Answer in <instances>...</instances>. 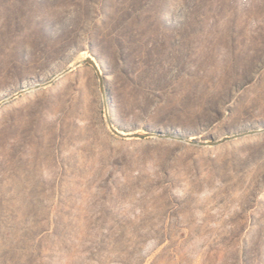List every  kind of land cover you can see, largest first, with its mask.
I'll use <instances>...</instances> for the list:
<instances>
[{
    "label": "rangeland",
    "instance_id": "obj_1",
    "mask_svg": "<svg viewBox=\"0 0 264 264\" xmlns=\"http://www.w3.org/2000/svg\"><path fill=\"white\" fill-rule=\"evenodd\" d=\"M5 90L0 264H264V0H0Z\"/></svg>",
    "mask_w": 264,
    "mask_h": 264
},
{
    "label": "water",
    "instance_id": "obj_2",
    "mask_svg": "<svg viewBox=\"0 0 264 264\" xmlns=\"http://www.w3.org/2000/svg\"><path fill=\"white\" fill-rule=\"evenodd\" d=\"M80 64H90V65L93 66V68H95V70L97 71V74L99 76V79H100V89H101V91L103 92V94L105 96V103H106L107 92H106V88H105V76L101 75V72L99 70V67L97 66V63L95 62V60L93 58L88 57V58L84 59ZM80 64H78V65H80ZM69 70H71V69H66L65 73H67ZM52 82L53 81H47V82H45L46 83L45 85L51 84ZM19 94H22V93H19ZM19 94H17V95H19ZM16 96L11 97L10 99H13ZM4 102H2V103H4ZM1 105L2 104H0V106ZM107 105L108 104H106V106ZM106 115H107V120H108V123H109L111 129L113 130V132L115 134H117L120 137H123V138H145V137L153 136V137L163 138V136H161V133H162L161 130L153 131L151 128H147L146 130H141L139 133L126 135V134L122 133V130H120L117 127H115V123H114V121H113V119H112V117H111V115L109 113L108 106H107ZM263 130H264V127H263ZM154 132H156V134ZM253 133H256L255 130H249V131L237 133V134L231 135V136H224L223 138L218 139V140H213V139L202 140V139H200V141H197V140L190 141V140H188V137H185V136L184 137L181 136L179 138H174L173 137L174 135H178V134H173V135H169V136H171L170 138L179 139V140H182V141H185V142H188V143H192V144H196V145H199V146H217V145L222 144V143H224L226 141H229V140H232V139H235V138H238V137H243V136H246V135H249V134H253Z\"/></svg>",
    "mask_w": 264,
    "mask_h": 264
},
{
    "label": "bare ground",
    "instance_id": "obj_3",
    "mask_svg": "<svg viewBox=\"0 0 264 264\" xmlns=\"http://www.w3.org/2000/svg\"><path fill=\"white\" fill-rule=\"evenodd\" d=\"M88 58V57H87ZM91 58H93V57H91ZM94 59V58H93ZM95 60V59H94ZM95 62L97 63V61L95 60ZM100 65H102V64H100ZM97 66L99 67V70H100V72H101V69H100V66L98 65V63H97ZM102 67V66H101ZM37 85H40V84H35V83H31V84H28V85H24V87L25 88H33V87H36ZM105 88H106V92H107V98H106V103H105V105L106 104H109V101H110V96H109V94H108V90H107V86H106V83H105ZM103 93V92H102ZM8 96V92H7V90H5V91H3V92H1L0 93V101H2V100H4L6 97ZM103 97H104V101H105V96H104V94H103ZM108 106V105H107ZM107 106H106V112H107ZM154 131H157V130H154ZM162 131V133H161V136H163V138H170L171 136H169V135H173V134H169V133H167L166 131H163V130H161ZM122 133H123V131H122ZM135 133V132H134ZM134 133H131V134H134ZM155 134H156V132H154ZM125 134V133H124ZM126 135H130V134H126ZM173 137H175V138H179V137H181V135H174ZM182 137H184V136H182ZM188 140H190V141H193V138H188ZM197 141H200V140H197Z\"/></svg>",
    "mask_w": 264,
    "mask_h": 264
}]
</instances>
